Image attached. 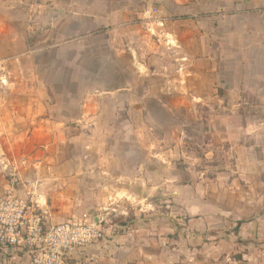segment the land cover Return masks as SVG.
Segmentation results:
<instances>
[{"label": "crops", "instance_id": "0c3cea01", "mask_svg": "<svg viewBox=\"0 0 264 264\" xmlns=\"http://www.w3.org/2000/svg\"><path fill=\"white\" fill-rule=\"evenodd\" d=\"M15 2L0 0L2 68L16 61L26 63L25 58L29 56L28 53L16 54L17 43L26 46L27 39L16 33L19 29L15 22ZM72 9L70 22L55 19L24 28L28 27V31L34 28L43 30L47 35L50 33L51 43L46 42L48 48L39 52L50 53L49 60L55 63L63 62L59 51L70 48V63L82 64L84 50L91 55L93 48L100 43L105 52L96 50L94 61L103 64L104 71L91 75L84 69L79 79L97 77V73L105 79L120 78L124 74L126 78V75L136 73L138 80H165L162 90H152L150 94L154 91L162 94L176 91L186 99L188 95L201 97L207 94L206 78L214 76L213 73L217 77L225 63L249 62L253 66L264 63V0H81L73 3ZM49 10L55 15L60 14L59 8L51 9L44 3L43 17ZM54 50L57 53L54 54ZM64 61L68 62L67 59ZM177 63L179 71L174 76L172 70H177ZM110 64L116 65V69L106 70ZM30 74L11 70L0 74L1 80H20V83L9 81L8 88L0 85V199L10 190L22 197H31L46 215V229L75 216L89 214L104 229L106 239L98 245L74 252L72 259L75 262L264 264V250L262 256L256 258L246 250L239 259L230 257L239 247L238 239L243 242L256 233L247 232L252 223L241 220L238 222L244 224L237 235L224 232L229 221L222 206L220 214L212 218L214 222L204 218L190 220L189 232L177 233L178 240H174L171 234H151L150 227L156 223L155 219L138 220L129 227L127 218L118 221L108 214L109 211L117 212L118 204L105 205L103 200L86 204L81 185L88 174L94 175L95 189H98L102 186L103 176L127 175L131 170V173H136L137 182L145 172L144 159L138 152L135 157L140 161L135 163L134 169L127 171L108 166L112 157L109 158L106 152L107 157H104L101 146L102 153L95 150V145H88L109 141L105 133L110 131L106 127H122L127 123L135 126L131 113L142 115L145 93L132 81L107 89L92 87L79 90V87L76 93L60 92L55 85L50 93L41 87H28L26 80ZM53 77L63 78L57 71ZM177 80L180 84H176ZM194 80L199 81L198 85ZM197 86L199 91H195ZM47 96L55 100L54 104ZM74 96H79V108L69 116L65 113L69 109L57 105L58 99L72 100ZM157 109L170 110L168 106L159 105ZM7 159L11 171L18 172L20 182L17 184L16 179L10 178L2 168ZM140 196L145 200V195ZM121 215L126 217L128 214L122 212ZM211 225L215 227L214 233L203 230ZM168 230L173 232L170 227ZM244 248L247 247L243 245ZM0 264H31V260L25 252L0 249Z\"/></svg>", "mask_w": 264, "mask_h": 264}, {"label": "rangeland", "instance_id": "374dc122", "mask_svg": "<svg viewBox=\"0 0 264 264\" xmlns=\"http://www.w3.org/2000/svg\"><path fill=\"white\" fill-rule=\"evenodd\" d=\"M79 2L81 0H16L15 22L19 29L16 33L22 39H27L26 46H19L17 43L16 54L18 56L21 53H28L29 56L25 58L26 63L16 61L6 64L3 68L0 66V72L8 70L31 72L26 80L28 87L32 89L41 87L50 93L54 91L55 85L60 92L76 93L79 87V90L92 87L115 88L125 81L129 84L132 81L134 85L138 84L142 88L145 93V110L141 116L131 113L136 125L127 123L122 127H106L105 129L110 131L105 133L108 134L109 141L88 145H95L98 152L102 150L104 157H107L106 153L109 158L112 157V161L108 160V166L127 171L134 169L135 163L140 161L139 157H135L138 152L140 158L144 159L145 172L137 182L136 173L134 171L131 173V170L127 175L103 176L102 186L98 189H95L94 175L88 174L81 185L85 203L103 200L105 205L118 204L119 210L115 213L109 211L108 214L115 216V220L118 221L127 218L130 225L126 224L129 227L134 226L138 220L155 219L156 223L149 228L151 234L153 236L157 233L166 236L171 234L174 240H178L177 233L189 232L190 220L204 218L214 222L212 218L220 214L222 206L224 216H228L227 220L231 222L226 223L224 232L230 231L237 235L240 229L238 233L235 230L238 221L241 220L252 223L247 232L256 233L254 237L243 239V242L238 239L239 247L230 257L241 258L243 250L252 253L254 258L262 256L264 63L255 66L249 62H239L234 64L235 66L225 63L217 77L213 73L214 76L206 78L207 94L201 97L195 94L188 95L186 99L176 91L171 94L157 93L162 90L165 80L153 81L150 78L138 80L136 73L126 75V78L124 74L120 78L111 79L100 77V73H97V77L79 79L84 69L91 75L96 71H104L103 64L94 61L96 50L99 53L105 52L100 43L97 44V48H93L91 55L84 50L82 64L70 63L72 56L70 48L59 51V57L63 62L55 63L49 60L50 53L45 55L39 52L43 48H48L46 42L51 43L50 33L47 35L43 30L34 28L28 31V27L24 28L27 25H32L33 28L38 23L52 22L55 19L70 22L72 5ZM44 3L51 9L59 8L60 14L55 15L49 10L43 17ZM80 8L82 9L81 5ZM53 52L55 54L56 50ZM66 59L68 62L64 61ZM176 65L177 70L176 68L172 70L174 76H177L179 71L178 63ZM109 69H116V65L110 64L106 70ZM56 71L62 74V79L53 77ZM85 75L89 76L88 73ZM9 81L20 83L17 78L0 79V85L8 88ZM194 82L197 85L199 83L195 80ZM176 84H180L178 80ZM152 90L158 91L150 94ZM195 91H199L198 86ZM47 99L53 100L50 96H47ZM54 101L51 103L54 104ZM58 101L57 105L69 109L65 111L67 115L78 112L79 96L72 97V100ZM158 105L164 108L168 106L170 110H158ZM90 129L93 131V128ZM87 132L92 134L90 131ZM115 139H119V142L116 143ZM9 164L8 159L4 160L2 168H5V174L9 173L10 178L16 179L17 184L20 182L18 172L11 171ZM141 194L146 196L145 200H141ZM6 195L5 193L2 198ZM122 212L128 215L122 217ZM211 226L203 230L210 234L214 233L215 227ZM169 227L173 230L172 233H169ZM243 245L247 248L242 249Z\"/></svg>", "mask_w": 264, "mask_h": 264}, {"label": "built area", "instance_id": "2783aa9c", "mask_svg": "<svg viewBox=\"0 0 264 264\" xmlns=\"http://www.w3.org/2000/svg\"><path fill=\"white\" fill-rule=\"evenodd\" d=\"M39 204L10 190L0 199V249L25 252L31 264H79L72 254L102 243L104 229L87 213L45 228Z\"/></svg>", "mask_w": 264, "mask_h": 264}, {"label": "trees", "instance_id": "16d2710c", "mask_svg": "<svg viewBox=\"0 0 264 264\" xmlns=\"http://www.w3.org/2000/svg\"><path fill=\"white\" fill-rule=\"evenodd\" d=\"M244 224V222H238L237 224V228L235 230L236 233H238V230L240 229V227Z\"/></svg>", "mask_w": 264, "mask_h": 264}]
</instances>
